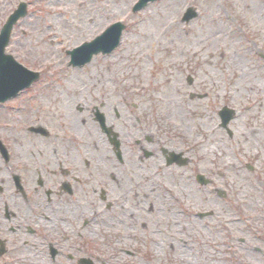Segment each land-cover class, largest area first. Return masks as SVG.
Masks as SVG:
<instances>
[{
  "label": "rangeland",
  "instance_id": "1",
  "mask_svg": "<svg viewBox=\"0 0 264 264\" xmlns=\"http://www.w3.org/2000/svg\"><path fill=\"white\" fill-rule=\"evenodd\" d=\"M17 1L0 0V26ZM27 1L28 14L15 27L12 41L19 49L20 62L41 73L33 88L44 93L73 89L69 79L81 78V72L97 64L105 77L116 73L124 78V86L148 100L167 130L178 132L179 150L191 157L188 165L165 171L178 198L166 203L176 209L160 214L154 210L151 232L145 238L149 245L156 235L172 236L174 250L159 242L158 255L144 250V257L136 258L145 264H184L178 256L182 253L189 256V264H263L264 252L257 249L264 251V143L251 128L263 121L260 110L245 112V105L254 107L260 97H247V91H237L232 85L240 75L264 82V61L258 55L260 51L264 55V26L245 27L242 16L239 22L238 15L226 12V0H157L137 12H132L137 0ZM190 4L196 6L198 15L181 22ZM117 20L125 29L112 53L95 55L85 68L67 66L66 49L93 39ZM188 75L192 84L186 81ZM166 85L172 88L163 93ZM190 93L203 97L190 99ZM172 100L181 113L186 111L185 118L172 113ZM224 104L239 113L229 123L231 139L219 125L217 112ZM204 139L214 148L201 155ZM247 164L254 170L248 171ZM199 173L211 178L212 185L197 183ZM165 188L152 183L155 208L165 206ZM187 189L192 190V197ZM207 210H213L214 216L195 215ZM192 220L195 223L183 228Z\"/></svg>",
  "mask_w": 264,
  "mask_h": 264
},
{
  "label": "flooded vegetation",
  "instance_id": "2",
  "mask_svg": "<svg viewBox=\"0 0 264 264\" xmlns=\"http://www.w3.org/2000/svg\"><path fill=\"white\" fill-rule=\"evenodd\" d=\"M254 9L259 19L252 17ZM226 12L245 27L264 26V0H226ZM18 22L5 48L14 57ZM111 73L105 77L96 64L69 79L73 89L29 87L0 102V264H145L136 256L151 250L145 238L152 212H164L151 201L152 183L161 185L168 168L192 161L179 150L178 132L168 131L148 100ZM260 103L245 105V112L260 110L262 120ZM257 127L253 133L264 143V128ZM226 133L234 137L230 127Z\"/></svg>",
  "mask_w": 264,
  "mask_h": 264
},
{
  "label": "water",
  "instance_id": "3",
  "mask_svg": "<svg viewBox=\"0 0 264 264\" xmlns=\"http://www.w3.org/2000/svg\"><path fill=\"white\" fill-rule=\"evenodd\" d=\"M149 1L154 0H138L132 10L137 11L141 9ZM24 14V5H21L19 9L10 16L0 32V101L13 96L19 89L28 86L37 77L35 72H31L22 66L15 64L8 56L3 54V48L8 41L12 24L18 17L23 16ZM194 16H196L194 8L189 7L184 13L182 20L188 21ZM123 27L124 26L120 22L113 23L91 42L84 43L71 50V64L81 66L88 62L93 54L98 52H111L119 43ZM188 82H191L190 77H188ZM190 97L193 98V95H190ZM228 113L230 112L226 107H223L219 112L223 126H226V121L230 117ZM199 180L203 182L201 177Z\"/></svg>",
  "mask_w": 264,
  "mask_h": 264
},
{
  "label": "bare ground",
  "instance_id": "4",
  "mask_svg": "<svg viewBox=\"0 0 264 264\" xmlns=\"http://www.w3.org/2000/svg\"><path fill=\"white\" fill-rule=\"evenodd\" d=\"M89 6V5H88ZM89 9V7H88ZM252 17L254 19H259V16L256 15V9L253 10L252 12ZM237 59V58H236ZM236 64H240L241 66H243V62L240 61V60H235ZM243 77V78H242ZM242 78V79H241ZM170 79H167V82L169 81ZM233 89H236L238 88L237 91H242V92H245L247 91V97H253V98H256V97H260L259 99H262V103L260 104H264V82L263 81H259L256 77H250L248 75L246 76H238L236 81L234 82V84L232 85ZM172 87L169 86H163L162 88V92L166 93V90L167 89H171ZM245 89V90H244ZM246 97V95H245ZM249 99V98H248ZM252 99V98H251ZM175 103V100H172L171 101V109H172V113L174 115H178V116H182L183 118H185V113L186 111H184L183 109V112L181 113L178 109V107L176 105H174ZM194 112V111H193ZM191 115H193V113L191 112ZM262 121L264 122V115H263V118H262ZM258 126V125H257ZM251 128H254V127H251ZM262 128H264V124L262 126H258L257 129L261 130ZM254 130V129H253ZM251 137H254V135H250ZM208 140L204 139L203 142H202V145H201V155L204 153V152H207L209 150H212L214 148V146H209L208 145ZM168 176L165 175V172L162 174L161 176V179H163V182H161L162 184L165 185V194H164V203L166 202H169V201H177V194L176 192L174 191L173 188L174 185H172V183L170 182H167V179ZM233 191H235V189L233 188ZM188 192V193H187ZM187 194L189 195V197H192V190L190 189H187ZM189 197H187V201H189ZM164 210L166 212H169L170 211V204L169 203H166L165 206H164ZM195 223L194 220H192L191 222L189 223H185L183 224V228L186 227H190L191 224ZM198 226L200 227V221L198 223ZM165 231V229L163 230ZM159 242H165L167 244L168 247H174V244L176 243V240L173 239L172 236H165L164 238L160 237V236H154L153 238V242L151 243V251L154 255H158L159 254V251L158 249H160V243ZM201 251V248H199L198 252ZM179 256V259H184V264H189V256L186 255V254H182V253H179L178 254ZM183 264V263H182ZM264 264V263H263Z\"/></svg>",
  "mask_w": 264,
  "mask_h": 264
}]
</instances>
